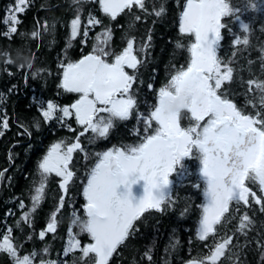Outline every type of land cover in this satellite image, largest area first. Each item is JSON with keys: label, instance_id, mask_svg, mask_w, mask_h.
<instances>
[{"label": "snow or ice", "instance_id": "1", "mask_svg": "<svg viewBox=\"0 0 264 264\" xmlns=\"http://www.w3.org/2000/svg\"><path fill=\"white\" fill-rule=\"evenodd\" d=\"M72 2L77 6L81 4V0ZM98 3L100 10L111 20L126 9L146 10L145 0H98ZM250 7L256 11L259 6L252 2ZM25 9L26 0H16L8 18L12 27L4 33L5 36L11 38V34L17 32L16 25L20 21L15 13H23ZM241 10L234 7L231 0H186L179 15V33L191 42L185 45L178 40L176 47L188 52L187 65L177 69L159 88L153 110L147 116H137L138 123L144 124L143 135L138 131L135 133L140 136L138 143L113 146L96 154L97 162L88 172L87 183L83 187L86 219L75 216L72 221L90 237V242L81 246L77 239L79 233H73L70 226L64 248L65 255L76 250L81 253L74 264H109L118 247L136 230V221L151 210L163 212L172 206V177L189 174L186 162L193 159L199 162L198 174L204 186L205 202L201 205L202 215L197 230L199 240H207L216 233V226L230 213L233 203L237 205V211L241 205L245 209L256 205L264 212V80L247 81L248 92L253 93L255 88V93L246 103L253 108L259 104V110L254 115L246 114L229 98L226 87L234 82L232 61L225 62L218 55L224 39L223 31H231L224 22L225 18L240 21ZM164 11L161 5L159 10L154 9V14L159 17ZM99 23L89 15V25L94 27ZM80 27L81 16L77 12L70 22L71 39L77 38ZM239 28L244 33L249 32L248 23L241 21ZM44 30H48L47 26ZM40 35L39 31L31 32L32 38ZM83 36L88 37L87 27ZM111 37V28L104 29L97 34L92 52L76 62L61 64L63 78L58 87L65 92L79 94V99L63 108L49 101L42 116L47 122L57 112L62 113L58 117L61 121L74 114L76 123L83 130L75 142L67 145L66 151H61L63 141L54 143L39 163L40 181L34 187L32 212L43 199L47 179L52 173L61 177L59 188L67 193L75 175L70 169L73 153L84 151L81 137L91 131L96 138H107L115 122L128 120L136 108L132 88L142 61L134 54V39H127V46L116 54L108 50ZM148 40H151L150 35ZM232 43L234 46H248L249 37L237 35ZM148 47L149 44L144 43L141 50ZM0 55L6 56L7 53ZM260 61L264 70V49H261ZM7 62L12 63L10 59ZM31 66L29 61L28 67ZM126 68L132 69L133 74H129ZM38 74L39 70L32 76ZM148 87L152 89L153 86L149 84ZM185 119L187 127L182 123ZM2 127H8L6 118ZM3 134L0 131V135ZM250 185L256 186L257 190ZM133 186L141 190L139 196L133 195ZM195 186L200 187L199 184ZM64 202L65 196L61 195L59 206L51 213L46 228L39 233L41 239L46 233L56 232L57 214ZM20 206L24 207L23 201ZM22 219L31 226L29 213H24ZM238 219L237 231L247 235L245 229L253 224L251 217L245 211ZM11 232L9 229L3 236L0 252L7 253L12 264H33L37 253L33 251L19 256ZM232 239L231 236L220 239L210 249L209 255L192 259L187 264H218L226 256ZM43 251L46 254L48 250L45 248ZM145 256L151 261L149 253L146 252ZM40 264L57 262L41 259Z\"/></svg>", "mask_w": 264, "mask_h": 264}, {"label": "trees", "instance_id": "2", "mask_svg": "<svg viewBox=\"0 0 264 264\" xmlns=\"http://www.w3.org/2000/svg\"><path fill=\"white\" fill-rule=\"evenodd\" d=\"M185 2L147 0L146 10L133 8L121 15L120 20L125 21L124 30L122 27L114 33L110 41L111 51L120 53L127 46V39H134V54L142 61L140 66L145 67L135 73L139 91H146L147 82L154 81V88L162 83L165 85L177 69L182 65L186 67L189 54L176 47L178 40L185 45L191 42L179 33V15ZM252 2L257 3L258 10L251 9ZM231 3L242 9L240 21L225 18L224 22L231 31H223L224 39L218 55L225 62L232 61L234 68V82L226 85L229 98L246 114L254 115L259 110V104L253 108L246 103L255 93L254 86L253 93L248 92L247 81L264 80L260 61L261 49H264V0H231ZM161 5L165 11L157 17L154 9L159 10ZM5 11L0 5V53H7L6 56L0 55V131L4 133L0 135V173H3L0 176V241L11 229L12 241L19 256L33 251L37 253L33 264H40L41 259L56 261L57 264H74L81 253L76 250L65 255L68 229L71 226L73 233H79L77 239L81 241V246L90 242V237L72 221L75 216L86 219L83 187L87 183L88 172L97 162L96 154L101 152H75L70 162V169L75 175L67 193L59 188L61 180L51 174L46 182L45 195L32 212L34 187L40 181L39 163L54 143L63 141L66 144V123L70 124V128L76 125L73 119H58L59 112L45 122L41 112L47 108L49 101L63 108L79 99V94L65 92L58 87L63 78L61 64L76 62L92 52L96 32L108 22L105 20L97 28L89 25L87 16L91 14L96 18L103 14L99 8L87 3L72 6L70 0H38L34 7H27L23 13L16 15L20 23L16 25L17 32L9 38L4 35L10 28ZM76 12L81 16L80 31L84 26L88 29L87 38L79 34L74 40L70 38V22ZM241 21L249 24L248 33L239 28ZM115 25L110 24L111 27ZM32 31H39L41 35L32 38ZM237 35L241 38L247 35L249 45L234 46L232 42ZM144 43H148L149 47L142 51ZM9 59L12 63L7 62ZM29 61L31 67H28ZM38 70V76L33 77L32 73ZM131 72L133 74V70ZM5 118L7 129L2 127ZM125 136L126 127L117 124L110 137L117 141ZM186 166L189 174L172 177V206L166 207L163 212L151 210L136 221V230L118 247L109 264H186L192 259L209 255L215 242L226 236L233 239L226 256L221 258L222 264H264V247L261 246L264 245V212L259 206L245 209L241 205L237 211V205L233 203L230 213L216 226L214 235L204 241L197 238L201 205L205 202L204 186L198 174V160H190ZM197 184L200 187H196ZM250 186L257 190L256 186ZM61 195L65 196V202L57 214L56 232L46 233L41 239L39 233L46 228L51 213L59 206ZM245 211L253 221L252 226L245 229L247 235L237 231L238 218ZM26 212L30 214L31 226L22 219ZM45 248L48 250L46 254L43 251ZM146 252L151 261L145 256ZM0 264H12L7 253L0 252Z\"/></svg>", "mask_w": 264, "mask_h": 264}, {"label": "flooded vegetation", "instance_id": "3", "mask_svg": "<svg viewBox=\"0 0 264 264\" xmlns=\"http://www.w3.org/2000/svg\"><path fill=\"white\" fill-rule=\"evenodd\" d=\"M37 1L38 0H26V5H27V7H34L36 5ZM70 1H71V5L74 6L75 4H73L72 0H70ZM0 2H1V0H0ZM84 3L93 5L95 8L97 7V9L99 8V12L103 14V16H101V17H99V16L96 17V19H98L100 21L99 24L95 25L96 28L100 27L101 25H103L105 20L108 22V24L104 25L103 27H101L96 32L95 37L97 36V34L102 33L104 31V29L111 28V30H112L111 40H112V38L114 36V33L116 31L121 30L122 27H123L122 30H124V26L123 25L125 24V21H124V19L120 20L122 18L121 15L124 14V13H127L128 11H131V10H127L126 9L124 12L120 13L115 20H111L110 17L105 15L100 10V6H99V3H98V0H81V4L80 5H82ZM15 4H16V0H3V2L0 5H2V7L6 9L4 15H6L8 9L14 8ZM146 5H147V0H145V6ZM133 8H136V7H133ZM128 18L131 19V17H128ZM111 23H114L116 25L111 27L110 26ZM108 50L111 51V45L110 44H109ZM141 68H145V67L139 66L138 70L141 69ZM126 71H128L129 74H132V72H131L132 69H127L126 68ZM136 84H137V82L135 81V83L133 84L132 93H133V95H134V97H135V99L137 101V105H136L135 110L133 111V114L130 116V118L128 120H126V121H116L115 122V126L112 129H110V132H109V135H108L107 138H96L95 134H93L91 131L86 133L83 137H81V146L84 149L83 153L84 152H88V151L103 152V151L108 150L109 148H112L113 146H115V147H123L125 145L136 144V143L139 142L140 136L136 135L135 133L138 131L140 133V135L142 136L143 135V131H144V124H143V122H139L138 123L137 116L139 114H143L144 116H147L150 113V111L153 110V106L156 104V100H157V92H158L160 87L164 86V84L162 83L160 85V87L156 86L154 88V81H152L151 83L147 82L148 85L152 84L153 87H152V89H149V87L147 85L146 91H139L138 89L140 87H137ZM65 106H70V105L66 104L63 107H65ZM72 119L75 121L76 125L71 127L72 130L70 131L69 130L70 129V126H69L70 124L66 123V126H67L66 130H67V133H68L67 134V138L68 139L66 141V144H63L65 146V149H66L67 145L75 142L76 136L79 134L80 131L83 130L82 126H80V125H78L76 123L74 114L69 116V117H66V121H71ZM154 123L155 122H153V124ZM182 123H183V126L187 127L188 121L186 119ZM117 124L122 125L123 128L126 127V136H125V138L123 140L113 141L111 139V137H110L111 136V131L115 129ZM73 133H75V134L73 135ZM79 152H81V151H79ZM74 153H73V155H74ZM186 164H188V161L186 162ZM174 176L176 177V175H174ZM177 177H179V176H177ZM140 194H141V190L137 186H133V195L134 196H139Z\"/></svg>", "mask_w": 264, "mask_h": 264}, {"label": "rangeland", "instance_id": "4", "mask_svg": "<svg viewBox=\"0 0 264 264\" xmlns=\"http://www.w3.org/2000/svg\"><path fill=\"white\" fill-rule=\"evenodd\" d=\"M26 8H27V5H26ZM12 9H13V8H12ZM10 10H11V9H8V10H7V13H6V21H8V24H9L10 27H11L12 24H11L10 20H8L10 14H11V13H10ZM15 14L17 15L18 13H15ZM76 14H77V12L75 13V15H76ZM75 15H74V17H75ZM87 19H89L88 16H87ZM85 28H86V26L83 27V30H82V31L79 30V32H78V34L81 35L83 38H85V37L83 36V31L85 30ZM70 33H71V28H70ZM96 37H97V36H96ZM96 37H95V39H94V40H95V41H94V45H96ZM94 45H93V47H94ZM46 107H47V105H46ZM45 110H46V109H45ZM55 114H57V113H55ZM58 114H59L60 116H62V113L59 112ZM41 115H42V112H41ZM60 116H59V117H60ZM64 118H66V117H64ZM61 151H66L64 145L62 146ZM52 174H53L54 176H56L55 173H52ZM56 177H57V176H56ZM57 178H58V180H61V177H57ZM2 241H3V239H2L0 242H2Z\"/></svg>", "mask_w": 264, "mask_h": 264}, {"label": "bare ground", "instance_id": "5", "mask_svg": "<svg viewBox=\"0 0 264 264\" xmlns=\"http://www.w3.org/2000/svg\"><path fill=\"white\" fill-rule=\"evenodd\" d=\"M88 55V54H87Z\"/></svg>", "mask_w": 264, "mask_h": 264}, {"label": "water", "instance_id": "6", "mask_svg": "<svg viewBox=\"0 0 264 264\" xmlns=\"http://www.w3.org/2000/svg\"><path fill=\"white\" fill-rule=\"evenodd\" d=\"M187 264V263H186Z\"/></svg>", "mask_w": 264, "mask_h": 264}]
</instances>
